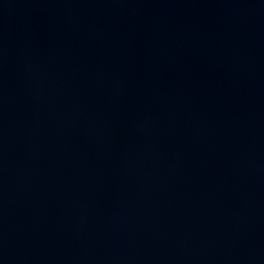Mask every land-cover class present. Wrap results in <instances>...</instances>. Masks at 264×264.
I'll return each mask as SVG.
<instances>
[{"label": "water", "instance_id": "obj_1", "mask_svg": "<svg viewBox=\"0 0 264 264\" xmlns=\"http://www.w3.org/2000/svg\"><path fill=\"white\" fill-rule=\"evenodd\" d=\"M0 264H264V0H0Z\"/></svg>", "mask_w": 264, "mask_h": 264}]
</instances>
